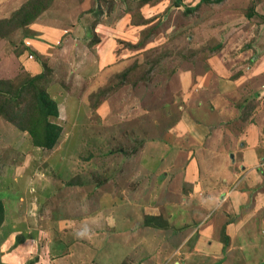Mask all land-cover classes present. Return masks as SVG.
<instances>
[{
	"label": "rangeland",
	"instance_id": "rangeland-1",
	"mask_svg": "<svg viewBox=\"0 0 264 264\" xmlns=\"http://www.w3.org/2000/svg\"><path fill=\"white\" fill-rule=\"evenodd\" d=\"M119 1L135 27L120 65L97 64L96 39L85 44L84 35L55 44L49 63L39 61L40 79L11 50L1 52L0 264H58L75 249L87 264L109 252L115 264H264V0H171L153 21L141 7L163 0ZM80 3L0 0V38L58 20L93 27L85 14L94 11ZM204 58L215 63L205 67ZM183 68L192 79L178 77ZM39 93L57 117L37 121ZM183 111L207 124L200 144L184 140L201 153L189 175L178 165L181 143H158ZM46 123L60 129L50 148L42 146ZM250 125L254 142L240 140ZM243 150L256 155L252 164L242 163ZM248 168L252 188L242 181ZM85 217L101 225L87 226ZM16 248L11 263L3 259Z\"/></svg>",
	"mask_w": 264,
	"mask_h": 264
},
{
	"label": "crops",
	"instance_id": "crops-1",
	"mask_svg": "<svg viewBox=\"0 0 264 264\" xmlns=\"http://www.w3.org/2000/svg\"><path fill=\"white\" fill-rule=\"evenodd\" d=\"M94 1L95 0H82V3H80V6H81L80 9L83 12L84 11L87 12L89 9H91L90 12L92 10L95 11L97 8L101 10L100 11L101 13L97 15H96L97 11L94 12V14H90V15L89 13L85 14V17H89V16H91V18L94 17L93 18L94 20L92 19L91 21L93 24V27L91 26L90 28L88 27L90 32L85 26L81 27V25L79 24L80 21L82 22L81 18H77L76 21L71 23V25L69 26H65V22L63 20L62 21L58 20L56 24H45V27L37 28L38 26H30L28 27L27 30H25V32L23 28L18 29L16 31L10 32V35L6 37V38H9L10 41H13V42L16 41V43L13 45V48H14L13 50L11 46L10 47L1 46L3 44H9L10 41H8L7 39L2 41L1 40L2 38H0V55H1L2 50H5L4 48L11 50L12 56L16 55L15 58H17V63L20 65V68L24 69L27 75L34 77L36 75H39L42 71L41 66L39 65V61L41 62L44 61V62L49 63L48 59H51L52 55L55 53L53 51L56 50L54 48L55 44L57 45L61 41L63 43L62 47H64L65 42H68L69 40L73 39L75 42H77V39H80L81 41L83 38L85 40V44H88V42L93 40L92 39L93 37L96 39V41L94 39L95 43L94 45L93 44L91 45L94 46L92 51L95 52L96 54V58L94 56V59H96V63L97 64L99 63L101 65L105 64L109 66L112 65V63L116 65H120L121 63H123L121 58L125 57V54H124L125 52L123 51L124 49H123L122 44H124L125 42L133 43L129 41V38L130 37L134 38L132 30L135 27H133L134 25H132L130 22L132 20L130 13L123 12V9L121 10L118 7L119 6L118 4L120 3L119 0H110L112 1L111 3L112 7L109 10L106 7L102 6L99 3L97 4ZM167 1H171V0H163L162 1L163 3L160 4V6L153 5L152 8L147 7V6H151V4H145L143 7H141L142 8L141 9L142 18L146 20H152L155 17H157L158 14L163 11V9H161L160 7H162V5L166 6L164 3H166ZM185 3L186 2H184V4ZM3 11L4 10L0 8L1 18H2ZM120 12H122L124 15L118 16V13ZM145 26L146 25H142V26L140 25L139 27L144 28ZM83 28L88 30L87 34H85L86 30ZM82 35H84V37ZM69 46L72 47V44H69ZM87 46L85 47L86 49L89 47ZM19 49H22V51H19ZM36 59L38 61H36ZM204 59L205 61L204 60L203 61L200 60V61L205 67L209 66V63H212V62L213 64L215 63V61H213L214 58H209V59L204 58ZM5 66H6V63L1 61L0 71L3 70ZM177 75H179L178 77H180V79L187 81V80L192 79L193 71L191 69L183 68V69H180ZM0 79H3V78L0 77ZM219 105L221 104L219 103ZM197 117H199V115L196 116L195 114L193 116L188 111H183L180 119L171 128L172 133L171 134L169 133L166 138L164 137L165 138L164 142H158L160 144H166V145L172 141L173 143H177V142L179 144L181 143L180 147H182V149L179 150L181 151V154H180L181 157L179 158L180 162L178 160V165H182L181 163L185 162L184 164H186L185 170H186L187 175H189L188 173L190 172L192 173L197 170L195 169L194 165L199 161V156H201V153L198 154L199 156L197 154L190 153L189 150L185 148L184 140H187L189 137L190 143L192 145H195L196 143L200 144L201 140L205 138L203 135L206 134L205 131H206L207 124H204V122H201V121H199L200 123H198L196 121L198 120ZM221 117H222V112H221L220 118ZM251 126L252 125H250L248 130H246L245 133L241 135V137L239 136L240 140L245 138L246 140L251 141L253 139L252 136H254V134L250 132L252 131L254 126L253 128ZM191 132L193 136H191ZM175 134H178V136H176ZM209 140H210V149L207 151V153L211 154L213 153V149L216 147V145L214 146V144H217V140L216 142L213 141L212 135L209 137ZM254 140L255 139H253V142ZM231 144L232 143H230V145ZM214 155L216 154L214 153ZM209 157H214V156H209ZM167 160H168L167 156L162 157V163H165ZM255 160H256V155L254 153L249 154L245 152V150H243L241 161H243L242 163L244 165L252 164V162H254ZM159 161H160V158L158 159V162ZM139 162L142 163L141 169H144V166L146 165V157L143 156L142 160H140ZM158 170L162 171L161 167H159ZM138 172H141V171H138ZM253 174L255 175L256 173L252 169H250L249 172L246 174V178L242 180L243 182L244 181L248 182V185L251 188H252V185L250 184L249 179H253L254 177ZM166 178H167V175L165 179ZM192 180L193 179L191 178H187V182L192 181ZM242 181H240L239 183L241 184ZM243 195H245V193ZM241 197L242 196L239 195V198L242 201L243 198ZM118 216L120 215H116L117 219L120 220ZM85 218H88V219H84L85 221L84 224L86 225L87 223V226H89L90 223H94L95 225L96 224L101 225V222L96 221V219H92V218L89 219V217H85ZM109 221H110V218H106L104 223H110ZM113 221H114V217H113ZM76 223H79L80 225L77 224V227L78 226L80 227L82 226L83 222H76ZM85 225L84 227L82 226L84 230L88 229L87 227L85 228ZM84 230L83 231L80 230V233H84ZM92 237H95V236L92 235ZM22 252L24 253V250ZM92 253L93 252L89 253L87 251L85 254H88L89 257L92 259L96 257V254L93 255ZM16 255L17 256L19 255V248L14 249L8 255H4L3 259H8V261L10 262V259L15 257ZM22 255L23 254L21 253L20 256L22 257ZM107 256H109V258H106V256H104L99 261H95L96 259H93L94 261L89 260V264H103V263L104 264H115L116 263L117 261L116 259L118 258L116 254H114L113 252H109ZM68 258L69 259L59 258V260H57V263L58 264H87V258L82 255V251L80 249L78 250L75 249L72 256ZM49 264H52V261H49Z\"/></svg>",
	"mask_w": 264,
	"mask_h": 264
},
{
	"label": "trees",
	"instance_id": "trees-1",
	"mask_svg": "<svg viewBox=\"0 0 264 264\" xmlns=\"http://www.w3.org/2000/svg\"><path fill=\"white\" fill-rule=\"evenodd\" d=\"M200 2H205L207 4H212V0H200ZM96 15L101 13L100 9L97 8L94 12H96ZM27 24V23H26ZM24 24V25H26ZM42 77V75H37V76H34V78H38L40 79ZM33 78V79H34ZM32 79V81H34ZM30 81V82H32ZM16 97H19L20 96V91H16L15 93ZM37 100L39 102V106H38V109L35 111V115H36V119L38 121V117L40 116V119L44 120L48 117H57V107H56V104L54 102H52L47 94L45 93H39L37 95ZM47 124V123H46ZM45 126V125H44ZM59 127L54 125V124H47L46 125V129H44V133H46V135H44V142L42 143V146H46V147H52L55 143V141L57 140L58 136H59Z\"/></svg>",
	"mask_w": 264,
	"mask_h": 264
}]
</instances>
